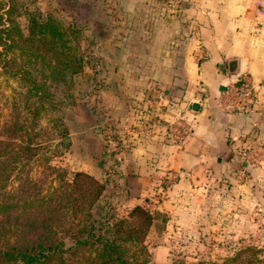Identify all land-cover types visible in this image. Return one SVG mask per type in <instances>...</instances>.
Instances as JSON below:
<instances>
[{"label": "crops", "instance_id": "obj_1", "mask_svg": "<svg viewBox=\"0 0 264 264\" xmlns=\"http://www.w3.org/2000/svg\"><path fill=\"white\" fill-rule=\"evenodd\" d=\"M165 1L72 0L98 67L86 116L67 126L73 163L105 183L119 211L166 215L162 238L178 253L217 240L210 233L253 230L264 204V164L241 177L238 159L244 141L264 144V0H185L176 14ZM243 77L258 94L248 114L227 93ZM148 118L159 127L141 135ZM179 124L189 133L174 145L166 128ZM109 126L121 133L118 153L102 141Z\"/></svg>", "mask_w": 264, "mask_h": 264}, {"label": "trees", "instance_id": "obj_2", "mask_svg": "<svg viewBox=\"0 0 264 264\" xmlns=\"http://www.w3.org/2000/svg\"><path fill=\"white\" fill-rule=\"evenodd\" d=\"M11 13L0 0V264H152L146 240L166 215L135 205L97 218L105 183L51 164L71 147L62 110L90 59L78 27L35 13L23 31ZM176 264H264V249Z\"/></svg>", "mask_w": 264, "mask_h": 264}, {"label": "rangeland", "instance_id": "obj_3", "mask_svg": "<svg viewBox=\"0 0 264 264\" xmlns=\"http://www.w3.org/2000/svg\"><path fill=\"white\" fill-rule=\"evenodd\" d=\"M5 3L11 5L12 13L10 18L16 22L23 31L26 30L28 25L29 16L35 13L42 15L51 13L54 17L58 18L59 21L67 26L70 24L76 25L80 32L79 43L85 50L86 54L90 55L89 63L84 67L83 71L72 76L70 92L72 100L62 110L63 120L68 129L67 122L71 123L75 116L85 117L84 111L89 98L90 93V82H95L97 72V59L93 55L94 43L88 36L87 24L84 22H75L74 14L75 9L72 8V0H3ZM86 15V11H85ZM84 19V18H83ZM88 50V51H87ZM2 81V79H0ZM14 87V84H11ZM68 102V101H67ZM102 141L105 143L103 133L105 129H102ZM72 143V138L70 136ZM72 145V144H71ZM70 149L52 161V165L61 169H64L67 174V178H71L74 172H85L73 163L72 154ZM264 164L252 163L251 166L246 168V172L249 168ZM87 173V172H86ZM246 176V173H245ZM100 181V180H99ZM118 199H108L102 197L101 200L92 209V213L95 217H103L105 219L114 217H122L127 211L121 212L118 210ZM146 208V207H145ZM147 209V208H146ZM150 209V208H149ZM148 210V209H147ZM129 211V210H128ZM255 228L249 232L237 234L235 232H224V233H210L217 238L208 240L204 243L201 248L183 249L176 253V250L169 249L166 246V241L162 238V234H157L156 231L152 230L146 240V245L151 254L152 264H176L179 261L187 263H197L199 261H222L223 259L232 257L238 250L246 246H254L257 248L264 249V204L258 203L256 207V215L254 217ZM217 234V235H216ZM203 238V237H202ZM175 252V253H174Z\"/></svg>", "mask_w": 264, "mask_h": 264}, {"label": "built area", "instance_id": "obj_4", "mask_svg": "<svg viewBox=\"0 0 264 264\" xmlns=\"http://www.w3.org/2000/svg\"><path fill=\"white\" fill-rule=\"evenodd\" d=\"M185 0H166V9L171 14H176L182 8ZM261 5V4H260ZM228 97L232 99V107L239 113H252L256 108L258 101V94L253 90L248 78H241L233 87L227 91ZM165 98L163 94H159L155 104H163ZM264 104V96L262 98ZM154 103H150V106H154ZM154 117H156L154 115ZM159 127V123L156 118H148L147 123L143 129L139 128L138 132L141 135L150 134L153 130ZM189 129L184 124L169 125L166 128V135L170 143L174 145L180 144L188 135ZM120 131L114 126H109L105 129L103 136L105 138V145L108 153H118L117 150L120 146ZM246 140V139H245ZM117 155V154H116ZM239 164L241 166V177L246 173V168L252 165V163H260L264 161V144L257 146L250 145L246 141L243 142L238 151ZM119 160L118 158L116 159ZM170 179H163L159 182L161 190H165L169 187Z\"/></svg>", "mask_w": 264, "mask_h": 264}]
</instances>
